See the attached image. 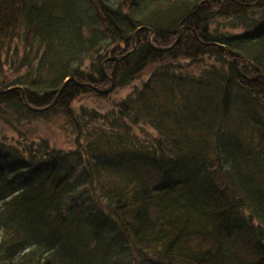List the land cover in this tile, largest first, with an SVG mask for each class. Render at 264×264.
I'll use <instances>...</instances> for the list:
<instances>
[{"label":"trees","instance_id":"trees-1","mask_svg":"<svg viewBox=\"0 0 264 264\" xmlns=\"http://www.w3.org/2000/svg\"><path fill=\"white\" fill-rule=\"evenodd\" d=\"M14 53L0 264H264V0H0Z\"/></svg>","mask_w":264,"mask_h":264},{"label":"rangeland","instance_id":"rangeland-1","mask_svg":"<svg viewBox=\"0 0 264 264\" xmlns=\"http://www.w3.org/2000/svg\"><path fill=\"white\" fill-rule=\"evenodd\" d=\"M234 21H231L229 18H225V17L221 18V19L218 18L217 24L222 29V31L223 30L230 31L232 29L231 26H233L232 24L234 23ZM235 22L239 23V24L234 23V25H238V26L241 25V23L238 20ZM243 28L244 27H241V29H243ZM239 29H240V27H239ZM232 30H234V29H232ZM178 39H177V41H178ZM150 41H152V40H150ZM135 43L136 42L134 40L133 45H135ZM15 55L17 56V54H15V53H14V55L12 54L10 57L11 59L6 58L5 63L2 64V71H0V76L2 79H6V81H8L9 78H13V79L15 78V80L18 79L19 76H23L22 73L26 70L25 67L18 68V66L16 64L15 65L13 64V57H15ZM134 84H140L139 80H137ZM113 88H114V81L108 89H104L105 90L104 92L109 93ZM100 89H102V88H100ZM131 90H132L131 87H119L113 93H110V96L108 98H106L105 102H103L101 105L108 108V106H111L115 102L125 98L127 96V94L131 92ZM88 103L91 104V106L93 105V101H88ZM5 125H3L2 122H0V130H5L2 133L0 132V135L4 134L5 132L11 133V130L9 128H6ZM20 125L22 126V128H31V130H33L32 133H34L33 135H36V136L51 135V136H53L54 140L58 141L59 145H62L65 147L72 146V144H73L72 141H74L73 138L68 137L69 136L68 130L65 129L64 127H62L60 122H58V123L54 122V124L49 126V124L47 123V120H40V121H37L35 123H30V122L26 121V123H24V124L22 123ZM16 132L18 133L19 130H16ZM17 138H18V134L16 135V139Z\"/></svg>","mask_w":264,"mask_h":264},{"label":"water","instance_id":"water-1","mask_svg":"<svg viewBox=\"0 0 264 264\" xmlns=\"http://www.w3.org/2000/svg\"><path fill=\"white\" fill-rule=\"evenodd\" d=\"M69 80H70V78H67V79L65 80L64 84H63V85L61 86V88L59 89V91H58V93H57L55 99L53 100V102H52L47 108L52 107V106L55 104V102L57 101V98H58L59 95L62 93V91H63V89H64L66 83H68ZM102 91L104 92L105 90H102Z\"/></svg>","mask_w":264,"mask_h":264}]
</instances>
